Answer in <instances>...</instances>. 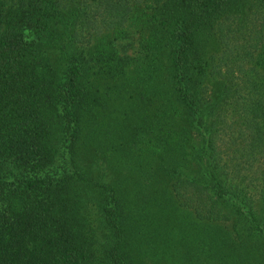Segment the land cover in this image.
Listing matches in <instances>:
<instances>
[{
	"label": "trees",
	"instance_id": "16d2710c",
	"mask_svg": "<svg viewBox=\"0 0 264 264\" xmlns=\"http://www.w3.org/2000/svg\"><path fill=\"white\" fill-rule=\"evenodd\" d=\"M0 264H264V0H0Z\"/></svg>",
	"mask_w": 264,
	"mask_h": 264
}]
</instances>
